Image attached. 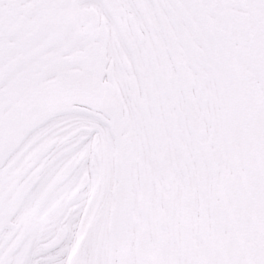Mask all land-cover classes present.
Returning <instances> with one entry per match:
<instances>
[{"label": "snow or ice", "instance_id": "snow-or-ice-1", "mask_svg": "<svg viewBox=\"0 0 264 264\" xmlns=\"http://www.w3.org/2000/svg\"><path fill=\"white\" fill-rule=\"evenodd\" d=\"M0 264H264V0H0Z\"/></svg>", "mask_w": 264, "mask_h": 264}]
</instances>
